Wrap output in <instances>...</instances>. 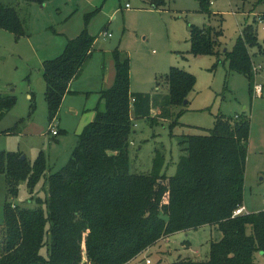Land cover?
Returning a JSON list of instances; mask_svg holds the SVG:
<instances>
[{
    "label": "trees",
    "instance_id": "trees-1",
    "mask_svg": "<svg viewBox=\"0 0 264 264\" xmlns=\"http://www.w3.org/2000/svg\"><path fill=\"white\" fill-rule=\"evenodd\" d=\"M43 1L25 0L27 4ZM197 1L209 14L211 0ZM144 2L156 9L165 5L164 0ZM27 24L15 4L0 0V29L20 40L29 36ZM222 37L211 27L191 26V54L223 59L231 72L248 78L253 92L251 51L256 47L262 51L256 30L246 26L232 51H219ZM95 42L85 29L68 40L61 56L42 65L49 124L59 118L72 83L93 57ZM112 59L115 81L100 92L94 121L78 136L69 163L59 172H49L43 152L33 164L22 161L20 153L0 152V176L5 178L8 198L18 196L22 183L33 192L42 180L45 195L35 209L6 202L0 264H136L164 238L204 227L222 233L221 240L211 242L208 259L172 264H255V255H264V211L234 217L244 207L250 116L245 112L235 118L219 116L208 133L182 136L184 155L175 177L158 173L159 157L155 173L134 174L130 155L135 122L146 120L155 127L170 120L171 130L180 125L173 110L189 105L185 101L196 79L171 68L162 77L169 87L165 98L158 93L133 94L129 56L117 48ZM16 104L15 95L0 93V123ZM24 122L21 119L4 133H15Z\"/></svg>",
    "mask_w": 264,
    "mask_h": 264
},
{
    "label": "rangeland",
    "instance_id": "rangeland-1",
    "mask_svg": "<svg viewBox=\"0 0 264 264\" xmlns=\"http://www.w3.org/2000/svg\"><path fill=\"white\" fill-rule=\"evenodd\" d=\"M9 1L27 17L29 36L16 40L11 32L0 29V93L17 97L16 106L0 123V152L20 153L30 164L43 152L52 174L69 163L84 124L88 126L95 119L97 98L94 93L70 95L58 121L49 124L42 65L61 56L68 39L76 38L87 29L96 38L95 51L74 89L84 86L91 91L112 87L116 73L112 52L117 48L130 58L133 94L158 93L165 98L169 87L162 77L171 68L186 71L196 79L187 98L189 105L182 111L173 110L180 125L171 130L170 120H162L155 127L146 120L135 122L131 172L155 173V161L159 157L158 173L175 177L184 155L180 146L182 136L204 135L215 127L219 116L235 118L245 112L251 118V134L244 206L248 213L264 211V0H211L207 6L209 14L197 0H164L165 5L157 9L144 0H44L31 4L25 0ZM191 26L222 32L220 52L232 51L246 26L256 30L262 51L258 47L251 51L255 67L253 92L248 78L231 72L223 59L218 62L215 56L191 54ZM106 62L113 65L112 77L101 86ZM256 86L262 87V96L256 94ZM21 119L25 120L21 129L4 133ZM56 122L57 137L49 132ZM43 183L44 180L33 192L22 183L18 196L10 199L5 178L0 176V229L6 202L37 208V200L45 198ZM247 233H252L251 227ZM221 238L222 233L215 227L179 232L161 240L136 264L205 261L210 255L211 242ZM1 240L0 235V243ZM255 264H264V255L257 253Z\"/></svg>",
    "mask_w": 264,
    "mask_h": 264
},
{
    "label": "crops",
    "instance_id": "crops-1",
    "mask_svg": "<svg viewBox=\"0 0 264 264\" xmlns=\"http://www.w3.org/2000/svg\"><path fill=\"white\" fill-rule=\"evenodd\" d=\"M74 39V38H73ZM68 40H71V39H68ZM68 42V41H67ZM94 55V54H93ZM92 59V58H91ZM89 62H90V60H89ZM87 67V66H86ZM85 67V68H86ZM103 71H104V73L105 74H103V80L102 81H100V83H101V86L105 83V80L107 79V81L110 79L111 80V77H112V71H113V65H112V63H105V66L103 65ZM84 71H85V69H84ZM84 71H83V75H81L78 79H76L73 83H72V85H71V94H68L66 97H65V99H64V102L66 101H68L69 99V96L70 95H80V96H88V95H92V93H94L95 94V96H96V101H97V106L99 105V102H100V92L102 91V89L101 90H91V91H87V88H84V86L82 87L81 86V88H79V89H74V85L76 84V82H78L80 79H82V77L84 76ZM101 72H102V70H101ZM103 73V72H102ZM115 81V80H114ZM80 85H81V83H80ZM83 85V84H82ZM106 84H104V86H105ZM90 89V88H89ZM104 90V89H103ZM64 102H63V104H64ZM63 104H62V107H63ZM97 106H95V108H94V115H96V108H97ZM62 107H61V109H62ZM85 108L84 109H86V106H84ZM79 113V111H76V114H78ZM95 117V116H94ZM57 121H58V118L56 119ZM87 126V124H84V127H86ZM84 127H83V129H84ZM59 131V130H58ZM82 131L83 130H81V132L80 133H82ZM80 135V134H79ZM57 137V136H56ZM245 207V209H246V211H248L247 210V207L246 206H244ZM248 213V212H247Z\"/></svg>",
    "mask_w": 264,
    "mask_h": 264
},
{
    "label": "built area",
    "instance_id": "built-area-1",
    "mask_svg": "<svg viewBox=\"0 0 264 264\" xmlns=\"http://www.w3.org/2000/svg\"><path fill=\"white\" fill-rule=\"evenodd\" d=\"M127 7H129V5ZM260 22L263 23V20H261ZM104 36L111 37V35L108 34V33H104ZM255 92H256L257 95L262 96V93H263L262 87L261 86H256L255 87ZM50 133H52V135L55 136V137L59 135L57 122L55 124H52L51 125V127H50ZM244 213H247V211H246L245 207H242V208L238 209L234 213V217L239 216V215H242Z\"/></svg>",
    "mask_w": 264,
    "mask_h": 264
},
{
    "label": "water",
    "instance_id": "water-1",
    "mask_svg": "<svg viewBox=\"0 0 264 264\" xmlns=\"http://www.w3.org/2000/svg\"><path fill=\"white\" fill-rule=\"evenodd\" d=\"M188 101H185V104L187 103ZM22 161H25L26 160V157L22 156L21 158Z\"/></svg>",
    "mask_w": 264,
    "mask_h": 264
}]
</instances>
